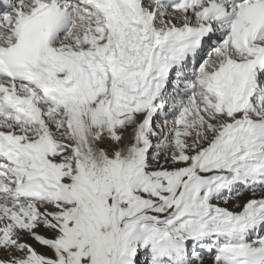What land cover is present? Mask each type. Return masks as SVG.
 <instances>
[{
  "label": "snow or ice",
  "instance_id": "6c2138e0",
  "mask_svg": "<svg viewBox=\"0 0 264 264\" xmlns=\"http://www.w3.org/2000/svg\"><path fill=\"white\" fill-rule=\"evenodd\" d=\"M0 264H264V0H4Z\"/></svg>",
  "mask_w": 264,
  "mask_h": 264
}]
</instances>
